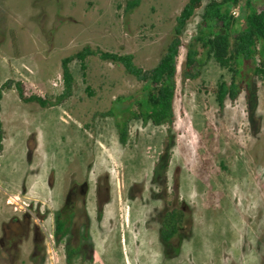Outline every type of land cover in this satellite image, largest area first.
<instances>
[{"label":"rangeland","instance_id":"1","mask_svg":"<svg viewBox=\"0 0 264 264\" xmlns=\"http://www.w3.org/2000/svg\"><path fill=\"white\" fill-rule=\"evenodd\" d=\"M187 1L142 0L125 13L126 0H0V85L11 79L14 89L1 116L0 227L28 213L44 236L40 253L32 255L31 239L25 241L13 264H264V78H254L249 96L242 91L223 109L214 89L231 72L210 60L197 79L182 78L186 45L209 0L183 34L171 126L132 118L122 142L117 125L128 107L118 100L142 83L97 55L87 58L85 75L78 59L69 63L75 82L60 103L24 102L15 85L23 82L26 95L54 102L64 90L62 59L85 45L132 53L151 68ZM171 140L160 184L153 177ZM76 182L88 183L75 217L83 249L68 260L53 232ZM99 184L101 197L108 196L102 204ZM8 190L30 209L15 211ZM176 197L192 211L193 227L170 256L159 216L178 205ZM11 262L0 256V264Z\"/></svg>","mask_w":264,"mask_h":264},{"label":"trees","instance_id":"2","mask_svg":"<svg viewBox=\"0 0 264 264\" xmlns=\"http://www.w3.org/2000/svg\"><path fill=\"white\" fill-rule=\"evenodd\" d=\"M141 1L126 0L125 13L132 12L140 5ZM202 6L203 0H188L186 2L175 17L169 43L153 67L139 66L132 53H119L85 45L62 59L64 90L54 102L38 94L26 95L23 82H16L20 99L24 102H36L42 107L60 103L72 94L75 82L69 63L78 59L85 75L87 58L97 55L103 61L122 65L126 73L142 83L139 90L118 100L128 107L126 120L117 125L122 142L127 141L128 121L132 118L151 122L155 126H171L176 117L174 102L177 92L178 58L180 49L184 45L183 34L188 22ZM235 8L240 11L234 13ZM186 48V58L182 70L184 80L197 79L201 75L203 67L210 60H214L219 66L231 72L230 81L222 78L214 89L216 100L221 109L224 108L227 99L236 100L242 91H245L249 96L253 90L254 78H264V0H209L204 6L201 20ZM10 83L11 79H7L0 85V111L4 90L10 87ZM135 107L137 108L135 109ZM4 137L5 131L0 116V153L4 147ZM172 145L173 141L171 140L161 153L159 160L161 172L156 173L153 177V180L160 184L165 181ZM34 146L33 140L30 142V148L34 149ZM105 201L106 199L102 198L101 204ZM174 203L178 205L164 209L159 216L160 237L170 256L180 250L183 237L189 236L193 227L192 211L188 209V205L179 200V197L175 198ZM76 214L77 205L70 202H67L59 211L56 222L58 241L60 240L59 235L69 228L72 218ZM176 240L177 244H174L173 241ZM74 255L75 250L71 249L67 253V259H72Z\"/></svg>","mask_w":264,"mask_h":264},{"label":"flooded vegetation","instance_id":"3","mask_svg":"<svg viewBox=\"0 0 264 264\" xmlns=\"http://www.w3.org/2000/svg\"><path fill=\"white\" fill-rule=\"evenodd\" d=\"M87 192H88L87 182H83L79 184L76 182L72 184V186L69 188V191L66 194L64 203L58 209V213L67 202L78 205L79 200L84 201V197L86 196ZM96 192H97L98 200L99 202H101L102 187L100 184L97 186ZM105 199L108 200V196L105 197ZM75 217L76 215H74V217L72 218L69 228L59 235L60 236L59 241H58V236L56 234V222H57L58 214L54 224V232H53V236L55 239L54 241H57L59 243L64 241V250L66 252V257H67V253L71 249L75 250V254H77L80 250L83 249L82 248L83 236L80 237V235H78L81 229L78 228L75 222ZM87 229L88 226H84V230L87 231ZM72 238L74 240V243L72 242ZM28 240H30L32 244V252H33L32 255H35L38 252L40 253V251L43 250L42 242L44 241V236L40 230L39 223L36 220H32L30 214L28 213H25L21 218L16 215L12 216L8 221H4L0 227V256L6 254L7 257L10 258V261L12 260L11 264H13L15 262V258L17 257V252L21 249L22 244ZM173 243L177 244V240L173 241ZM48 250L49 249L47 247V251Z\"/></svg>","mask_w":264,"mask_h":264},{"label":"built area","instance_id":"4","mask_svg":"<svg viewBox=\"0 0 264 264\" xmlns=\"http://www.w3.org/2000/svg\"><path fill=\"white\" fill-rule=\"evenodd\" d=\"M237 10L238 9L235 8L234 13H237L238 12ZM6 202H7V204L12 205L15 211H17L19 208L20 209L23 208V209H27V210L30 209V204L25 202V201H23V202L19 201V199L16 197V195H9Z\"/></svg>","mask_w":264,"mask_h":264},{"label":"crops","instance_id":"5","mask_svg":"<svg viewBox=\"0 0 264 264\" xmlns=\"http://www.w3.org/2000/svg\"><path fill=\"white\" fill-rule=\"evenodd\" d=\"M13 92L14 91V89H13V87H9L8 89H6L5 91H4V93H3V97H2V100H1V111H0V116H2L3 115V111H4V108H5V104H6V102H8V94H9V92ZM10 96H13L12 94H10ZM5 103V104H4ZM1 120H2V118H1ZM2 124L4 125V122H3V120H2ZM3 128H4V126H3ZM4 131H5V129H4ZM5 143V137H4V140H3V144ZM4 148V147H3ZM2 152V151H1ZM9 191V190H8ZM10 192H12V191H9V192H7L6 194H8V195H11L12 193H10ZM5 195V194H4Z\"/></svg>","mask_w":264,"mask_h":264}]
</instances>
